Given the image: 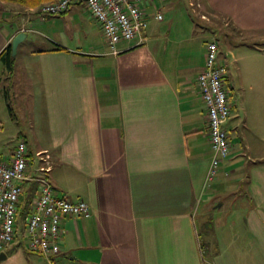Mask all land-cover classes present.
<instances>
[{
    "label": "crops",
    "instance_id": "crops-1",
    "mask_svg": "<svg viewBox=\"0 0 264 264\" xmlns=\"http://www.w3.org/2000/svg\"><path fill=\"white\" fill-rule=\"evenodd\" d=\"M196 2L239 29L264 30V0ZM186 3L189 24L199 22L192 1ZM40 4L0 0V52L17 32L26 33L12 69L0 59V148L16 133L28 151L16 232L37 195L34 177L48 166L53 191L84 199L92 212L61 220L62 264H264L258 96L248 109L238 94L232 103L230 86L231 115L223 124L230 156L207 178L213 152L196 76L205 67L207 42L217 38L214 24L221 22L202 15L207 20L197 25L208 37L195 52L184 47L193 37L170 35L178 3L154 1L145 5L144 42H123L121 52L111 54L84 5L41 14L34 10ZM225 79L230 82L228 72ZM15 144L1 153L10 154ZM23 232L0 264H46L27 248Z\"/></svg>",
    "mask_w": 264,
    "mask_h": 264
},
{
    "label": "built area",
    "instance_id": "built-area-1",
    "mask_svg": "<svg viewBox=\"0 0 264 264\" xmlns=\"http://www.w3.org/2000/svg\"><path fill=\"white\" fill-rule=\"evenodd\" d=\"M154 1L161 0H52L40 4L34 10L41 14H59L66 11L70 4L84 5L100 25L110 53L118 54L123 42H144L143 31L148 24L145 5ZM155 18L161 20L163 14L156 11ZM218 45L215 40L207 42L205 67L196 76L200 97L208 113V135L213 152L207 172L209 179L214 178L229 153V137L223 125L231 115L228 90L224 86L228 69L218 62ZM25 141H17L13 152L8 155L0 152V251L11 244L17 233L18 204L24 191L22 182L29 164ZM40 171L43 173L34 177L38 186L37 195L32 199L30 212L24 222L27 248L43 256L46 264H62L60 240L65 230L61 220L65 216L88 217L92 212L84 199H68L53 191L47 177L48 166L41 167Z\"/></svg>",
    "mask_w": 264,
    "mask_h": 264
},
{
    "label": "rangeland",
    "instance_id": "rangeland-1",
    "mask_svg": "<svg viewBox=\"0 0 264 264\" xmlns=\"http://www.w3.org/2000/svg\"><path fill=\"white\" fill-rule=\"evenodd\" d=\"M162 1L163 0H161V2ZM172 1L178 3L176 6V9H178V11L176 9L173 10V18L175 20L171 25L170 35L180 34L182 36L184 35V37L185 36L190 38L193 37L191 41L188 40L184 44V47H189L190 50H195V52H197V50L202 49V45L204 44L203 41L208 37L207 35L208 32L205 30L201 31L200 27H198V25L200 26L204 25L201 23L202 20H200V18L201 19L203 18L202 15H206L205 17L210 18L211 21L217 19L221 22V25L214 24L215 28H217L215 29L216 32L215 36L217 38L214 40L217 42V44H219L220 49L223 50V54L218 56V62L224 64L227 67L229 73V79L230 82H232L230 83L224 80V86L226 90H228L231 93L232 92L231 87H232L234 91L232 92L233 97L230 96L231 101L232 103H234L238 94L241 98L240 100H243L244 103H246L247 108L250 109V107L253 108V106H250L249 102L250 101L252 102L254 100L252 98L258 96L257 105H259L258 108L260 112L264 114V44L263 45L260 44L262 43L261 39L263 38L262 40H264V30L260 31L257 28L239 29L234 24H232V22L229 23L230 21L229 18H222L218 15H212L210 14V12H207V9L202 8L201 6H199V4L197 5L196 0H191V1L193 3L192 7L194 8V14L195 16H197V20H199V22L193 21V23L190 25L189 20L187 19V18L190 19V17L187 14L189 10L187 8L186 2L188 0H172ZM155 2L158 3L160 1H155ZM203 20H207V19L203 18ZM224 22H227L228 24H224ZM163 26H165L166 28L165 31H167L169 27V23L164 22ZM209 27L212 28V22L211 25H209ZM223 34L227 35V38L225 37L224 40L222 39ZM258 44H259V48L257 46ZM187 50L188 49H186V51ZM231 79L233 80L231 81ZM258 80L259 81L261 80L260 83L262 88L261 90L262 93L259 94L257 93V90H259V85L255 87V83ZM255 102H256V98H255ZM234 104H236V102ZM234 109L237 110V107L235 106ZM234 136L235 135H233V137ZM4 137L5 135L1 133L0 140H4L3 139ZM235 138L236 137H234L233 139ZM17 141L18 139L16 133L13 135V137L10 135L7 136L5 140L7 146L5 147L2 146V148H0V152L2 150H6V151L9 150V148L11 147V143H15V142L17 143ZM228 156H230V152L228 153ZM228 158L229 157L225 158V160H227ZM210 203L212 204V201ZM218 203H221V200L218 201L217 203H213L214 205L212 204V206L217 207ZM226 208L227 207L224 206L216 209L217 212H221L224 211ZM20 219L21 217L18 216V218H16V221ZM23 224L24 222L22 223V225ZM22 225L19 229L20 233L18 232L17 235L15 236V238H18V240L20 239L21 241L23 238L22 235H24L23 234L24 225L23 226ZM25 238H26V233H25Z\"/></svg>",
    "mask_w": 264,
    "mask_h": 264
},
{
    "label": "trees",
    "instance_id": "trees-1",
    "mask_svg": "<svg viewBox=\"0 0 264 264\" xmlns=\"http://www.w3.org/2000/svg\"><path fill=\"white\" fill-rule=\"evenodd\" d=\"M4 1L6 2L13 1V3L19 4L25 7H31V6H36L42 2L50 1V0H4ZM58 49H61V47H59ZM0 59L4 61L5 66L8 70L12 69L15 58L11 56V44H8L7 47H5L0 52Z\"/></svg>",
    "mask_w": 264,
    "mask_h": 264
},
{
    "label": "water",
    "instance_id": "water-1",
    "mask_svg": "<svg viewBox=\"0 0 264 264\" xmlns=\"http://www.w3.org/2000/svg\"><path fill=\"white\" fill-rule=\"evenodd\" d=\"M26 33L24 31H19L13 36L11 40V56H15L18 44L25 38ZM6 252L0 251V261L6 258Z\"/></svg>",
    "mask_w": 264,
    "mask_h": 264
}]
</instances>
